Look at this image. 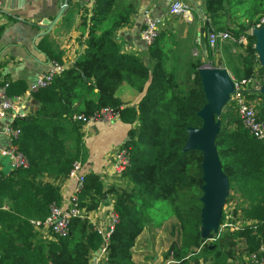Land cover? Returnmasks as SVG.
I'll list each match as a JSON object with an SVG mask.
<instances>
[{
	"label": "trees",
	"instance_id": "16d2710c",
	"mask_svg": "<svg viewBox=\"0 0 264 264\" xmlns=\"http://www.w3.org/2000/svg\"><path fill=\"white\" fill-rule=\"evenodd\" d=\"M114 1L98 0L85 12L81 23V29L89 31L85 55L33 94L37 110L14 121L20 129L15 145L29 168L0 177V264H88L103 245L89 215L109 196L117 223L102 264H136L133 249L145 229L161 228L173 219L165 262L251 264L264 238V140L245 129L237 107L228 101L216 117L220 129L215 143L229 192H239L244 201L229 211L231 219L224 209L221 228L205 235L203 155L199 150L185 151V146L188 130L203 127L199 113L207 100L200 68L207 63L214 67L213 51L207 45L206 57L200 51L181 62L175 35L161 29L146 52L149 65L142 55L123 53L116 33L129 26L135 11L114 15ZM205 8L207 36L212 30L230 31L248 40L247 45H223L226 58L219 66L237 79L258 78L264 84V63L251 34L264 17V0H205ZM0 17L9 24L16 21L3 10ZM5 27L0 25V41ZM170 37L174 45L167 43ZM37 48L49 62L64 66L62 54L53 51L46 38ZM8 84L7 95L13 99L28 90L23 80ZM123 84L142 95L136 107L117 96ZM249 99L255 100L264 123V93ZM106 108L129 126V141L123 147L130 166L122 174L128 186L106 187L99 175L87 173L79 195L85 218L72 219L66 237L46 238L33 223H43L52 206L63 203L58 184L69 179L75 163L87 158L83 125L74 117H90ZM231 198L226 197V207ZM227 222L240 226L222 229Z\"/></svg>",
	"mask_w": 264,
	"mask_h": 264
},
{
	"label": "crops",
	"instance_id": "0c3cea01",
	"mask_svg": "<svg viewBox=\"0 0 264 264\" xmlns=\"http://www.w3.org/2000/svg\"><path fill=\"white\" fill-rule=\"evenodd\" d=\"M63 1L25 0L22 9L4 10L9 16L15 17L16 21L9 24L3 17H0V25L6 24L0 41V85L4 81L23 80L29 87L40 74L50 68L51 62L37 48L43 38L53 45V51L62 54V61L66 68H71L85 55V43L89 31L84 32L81 29V23L85 12L93 7L91 0H71L69 11L63 14L51 30L46 31L41 28L44 20H54ZM175 1L184 2L191 7L192 20L169 14L170 5ZM204 8L205 0H115L112 8L114 15H119L127 10L135 11L129 26L117 31V43L123 53L142 55L146 58L147 50L138 49L135 39H141L143 16L146 12H150L154 18L161 21L160 30L168 29L169 34L175 35V40L180 46L181 62L186 57H195L194 51L197 50L199 53L201 51L197 45H199L200 23L205 21ZM172 39L170 37V41L167 43L174 45ZM220 51L223 55V45ZM117 96L125 104L135 107L142 97L127 84L120 87ZM38 107L39 104L32 99L27 105V112L33 113ZM8 122V118L0 121V177H8L13 171L9 159L1 154V151L11 146L10 140L3 133ZM128 132L129 126L121 122L119 118L108 124L95 123L83 128L84 145L87 152V158L82 163L84 172L99 175L106 187L128 186L127 179L114 174L112 169L114 153L126 143ZM58 185L63 202H66L75 191L76 181L69 178ZM228 196L232 198L227 204V208L231 210L243 206L244 200L239 192L232 191ZM113 213L114 199L109 196L104 199L99 210L90 214V221L107 232L112 222ZM239 223L241 222L239 221ZM98 256L99 253H95L92 259H96Z\"/></svg>",
	"mask_w": 264,
	"mask_h": 264
},
{
	"label": "built area",
	"instance_id": "2783aa9c",
	"mask_svg": "<svg viewBox=\"0 0 264 264\" xmlns=\"http://www.w3.org/2000/svg\"><path fill=\"white\" fill-rule=\"evenodd\" d=\"M98 0H91V5H94ZM5 1L0 0V10H5ZM169 14L171 16H181L186 20H192L193 14L191 7L181 1H175L170 5ZM161 21L154 18L150 12H146L143 16V29L141 39L148 47L152 46L157 40L160 32ZM264 27V17L259 24L251 30L254 35L255 31ZM227 43L247 45L248 40L245 36L235 37L234 33L230 31L212 30L207 36V45L213 52H219L222 45ZM199 51H194V56L199 55ZM65 66L57 62H51L50 68L44 73L40 74L36 80L28 87L27 92L20 97L10 98L7 95L9 87L8 81L2 82L0 85V121L8 118L9 122L3 129L4 135L10 140L11 146L8 149L1 151V154L9 159L12 169H28L29 163L27 159L20 153L15 141L20 136V129L14 127L16 119H25L29 112H27V105L33 99V94L41 89L47 88L54 78L63 73ZM232 92L230 99L237 107L238 115L245 129L255 138L264 140V123L259 121L257 115V108L255 100L249 99V96L264 93V84L258 78L237 79L231 74ZM119 118L112 109H102L96 114L87 117L85 115H76L74 121L81 123L83 128H87L95 123L108 124ZM113 173L122 176L124 171L130 166L129 152L123 146L120 147L113 156L112 160ZM85 175L83 164L77 162L69 174V178L76 181L75 191L72 196L61 205H54L51 208L50 216L43 222H34V227L46 238L53 239L55 237H66L68 234V225L74 218H85V213L79 207V195L84 188ZM226 211L227 219L230 209ZM90 220V215H89ZM117 223V215L114 211L112 215V222L107 232H104L98 225L96 230L103 238V245L98 252L99 256L92 259L88 264H102L106 256V249L109 237L112 234ZM240 225H233L227 222L222 229H238ZM95 254V253H94ZM251 264H264V238L261 242L260 251L258 254L251 256Z\"/></svg>",
	"mask_w": 264,
	"mask_h": 264
},
{
	"label": "water",
	"instance_id": "95a60500",
	"mask_svg": "<svg viewBox=\"0 0 264 264\" xmlns=\"http://www.w3.org/2000/svg\"><path fill=\"white\" fill-rule=\"evenodd\" d=\"M71 0H64L60 10L54 20H44L41 28L49 31L60 20L64 13L70 9ZM25 0H7L5 1L6 11H17L24 7ZM206 12V9L204 8ZM254 36L257 39L256 50L264 63V27L255 31ZM137 48L143 51L148 50V46L142 39H135ZM198 44L202 54L207 56V33L205 21H201L198 34ZM147 65L150 64L148 57L144 58ZM203 91L207 104L202 108L199 117L203 120L201 129L191 128L188 130V141L185 151L199 150L203 155V229L218 231L221 228L222 215L225 205V199L229 189L227 177L222 172L221 161L219 158L217 146L215 143L220 125L216 122L230 99L232 92V81L229 73L221 70L219 67H213L205 64L200 68ZM129 141V138L127 139ZM126 141V142H127ZM208 227V228H207ZM211 228V229H210Z\"/></svg>",
	"mask_w": 264,
	"mask_h": 264
},
{
	"label": "rangeland",
	"instance_id": "374dc122",
	"mask_svg": "<svg viewBox=\"0 0 264 264\" xmlns=\"http://www.w3.org/2000/svg\"><path fill=\"white\" fill-rule=\"evenodd\" d=\"M213 56L214 67H219L221 70L231 74L229 70L219 66L221 58L225 60V54L223 53L222 55L221 51H219L213 52ZM229 193L228 189L227 197ZM224 209L228 211L226 205H224ZM174 222H176L175 219L165 223L161 228H154L152 225H149L145 229L133 249V258L136 264H169L165 262L163 253L168 249L173 240L170 236V228ZM209 232L211 231L204 229L205 235Z\"/></svg>",
	"mask_w": 264,
	"mask_h": 264
},
{
	"label": "bare ground",
	"instance_id": "6f19581e",
	"mask_svg": "<svg viewBox=\"0 0 264 264\" xmlns=\"http://www.w3.org/2000/svg\"><path fill=\"white\" fill-rule=\"evenodd\" d=\"M208 228V227H207ZM211 229V228H210Z\"/></svg>",
	"mask_w": 264,
	"mask_h": 264
}]
</instances>
